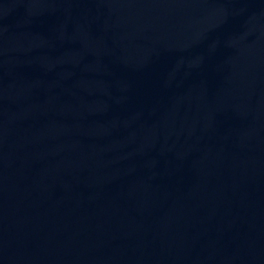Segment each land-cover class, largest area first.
<instances>
[{
  "label": "water",
  "instance_id": "1",
  "mask_svg": "<svg viewBox=\"0 0 264 264\" xmlns=\"http://www.w3.org/2000/svg\"><path fill=\"white\" fill-rule=\"evenodd\" d=\"M0 264H264V0H0Z\"/></svg>",
  "mask_w": 264,
  "mask_h": 264
}]
</instances>
